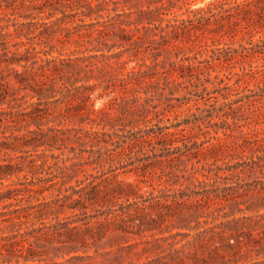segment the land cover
Wrapping results in <instances>:
<instances>
[{"label": "trees", "instance_id": "1", "mask_svg": "<svg viewBox=\"0 0 264 264\" xmlns=\"http://www.w3.org/2000/svg\"><path fill=\"white\" fill-rule=\"evenodd\" d=\"M263 12L264 0H0V264H264V180L248 204L238 199L248 189L219 185L264 174V137L241 122L256 109L263 121L264 82L250 88L236 72L226 94H207L228 99L215 117L226 138L239 130L232 145L203 146L180 124H159L149 97L139 102L234 62L242 53L221 39L261 32ZM66 44L80 54L57 50ZM254 47L262 53L264 40ZM134 143L152 154L123 173L179 160L159 167L149 191L144 179L97 169Z\"/></svg>", "mask_w": 264, "mask_h": 264}, {"label": "rangeland", "instance_id": "2", "mask_svg": "<svg viewBox=\"0 0 264 264\" xmlns=\"http://www.w3.org/2000/svg\"><path fill=\"white\" fill-rule=\"evenodd\" d=\"M209 0H191V4L195 7L203 6ZM264 14V12H263ZM19 21H24V19L19 18ZM8 30L13 31L17 26L14 21L8 22ZM19 27V26H18ZM30 26H22L23 31L27 30ZM22 31V33H23ZM264 29L261 32L256 33L253 36H234L230 38L229 36H224L221 40L222 42H230L232 48H237L238 51L242 53V55H238L237 59L234 62L224 61L221 65L217 64L211 67L210 75H207L205 71H201L197 74V77L193 79L192 83L185 82L182 84V87H178V89L172 91L168 87L161 85L162 88L159 89H151L149 93L143 94L140 93L139 102L144 103L142 97L147 96L148 99V108L151 112L159 113L162 120L159 122L161 125H172V124H180L179 128H184L186 133L192 137L193 140H196L197 143L204 142L203 146H208L210 143L216 142L217 140H226V144L232 145V140L237 144L240 143V137H238L239 130L233 126V133L235 136L225 137L223 133V128L226 126L224 122H221L220 119L215 117V114L219 112V110L226 109V106L223 105V102H226L228 99L225 97L210 98L207 99L208 93L210 91H216L214 89L222 88L224 83H233L235 76L232 73H244V77L247 80V86L250 88H255L257 85L262 84L264 82V47L263 52L258 53L254 52L256 48L250 49L251 46L256 44H261L264 40ZM11 36H16V33H13ZM21 38L25 40V36L20 34L19 37H10L11 42L17 41ZM12 48V46H10ZM22 49V48H21ZM57 50H61L64 54L77 53L78 48L73 44H66L59 47ZM88 53L89 52H85ZM52 54L57 55L58 51H54ZM148 61V60H147ZM213 69V70H212ZM231 76V79H227L226 76ZM208 80V81H207ZM188 83L186 87L184 85ZM219 90V89H218ZM227 89L222 88L220 90L221 94H226ZM23 92H20L22 94ZM97 93H102V89L98 88ZM114 95H119L115 93ZM212 95V94H211ZM112 96V95H111ZM109 96V97H111ZM109 97L104 94V96L100 99L96 100V107H102L105 103L108 102ZM28 98V97H26ZM231 98H236V96L232 95ZM5 106V105H3ZM123 110V109H122ZM264 109L262 108L261 111ZM121 111V109H120ZM246 112V111H245ZM259 113L260 110H254L253 114L250 116H246L242 118L241 122L249 126V128L254 132V134L264 137V117L263 121L259 122ZM235 117H239L241 115V110H236L233 112ZM153 122L147 123V126L152 125ZM52 124V123H49ZM62 127L69 126L68 124H62ZM120 128V125H117ZM146 127L143 124L140 125V128ZM138 127H135L137 129ZM247 129V127H243ZM174 129V127H171ZM128 130V127L125 128V131ZM237 134V135H236ZM150 145V144H149ZM142 147L140 144H131L128 150H126V156L124 159H121V162H106L103 166H97L99 170H108L109 174L112 172H120L121 176L128 177L130 179L138 178L146 180V184L144 189L148 191L151 189L150 183L155 184L156 186L158 181L157 174L160 172V168H168L169 163H178L179 160L176 158H172V160L163 159L161 163L156 165H152L147 169V172L144 173V177L141 175V171H138L139 176H136L133 172L123 173L124 170H129L137 164H140V159L144 155H151L152 152L150 150V146ZM118 145L115 147L110 145L109 147L112 149H116ZM42 150V147L38 148V152ZM55 152H59L58 149H55ZM143 152V153H142ZM165 150H162L164 153ZM245 154L247 157L250 155V151L245 149ZM225 153V152H224ZM15 154V153H14ZM85 155L87 154L84 153ZM144 154V155H143ZM160 154V153H159ZM165 154V153H164ZM0 156H4V154H0ZM151 158V159H150ZM244 158V157H243ZM154 157H149L148 160H153ZM230 160V162H235L237 159H230V155H228L226 160ZM195 160V158H193ZM204 160H202L199 164H202ZM222 160L218 161L220 163ZM111 164V165H110ZM93 166V165H92ZM92 166H88L89 171H94ZM155 166V167H154ZM187 168L192 167V161H186ZM116 168L111 171L109 169ZM153 168H156V172H153ZM258 168V167H257ZM22 174H20V177ZM15 178V177H14ZM164 179V178H162ZM259 180H264V174L260 171H256L253 173L244 172L240 175H232L229 178L220 180L219 185L225 186L229 185V190L232 191L231 187L241 189H248L247 191H243L242 196L238 197L239 200H246V204L251 202L253 198H251L252 194L257 192L255 186H261ZM234 185V186H231ZM177 186V185H176ZM156 193V191H154ZM244 207V204L240 205ZM228 210V209H227ZM239 215V214H238ZM203 217L200 218L202 220ZM210 221V218L208 219ZM177 229H172L171 232H175ZM180 238V235L177 236Z\"/></svg>", "mask_w": 264, "mask_h": 264}]
</instances>
